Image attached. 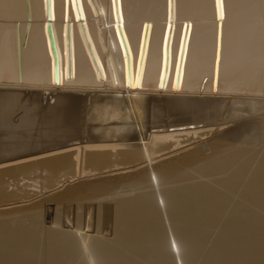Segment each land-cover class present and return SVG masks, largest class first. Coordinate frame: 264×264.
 I'll return each instance as SVG.
<instances>
[{"label":"bare ground","instance_id":"6f19581e","mask_svg":"<svg viewBox=\"0 0 264 264\" xmlns=\"http://www.w3.org/2000/svg\"><path fill=\"white\" fill-rule=\"evenodd\" d=\"M50 4L0 0V264H264V0Z\"/></svg>","mask_w":264,"mask_h":264},{"label":"rangeland","instance_id":"374dc122","mask_svg":"<svg viewBox=\"0 0 264 264\" xmlns=\"http://www.w3.org/2000/svg\"><path fill=\"white\" fill-rule=\"evenodd\" d=\"M24 97V98H23ZM32 96H28V95H26V96H22V97H20V100H22L25 104H28V105H31V106H33V103H35V102H37L36 100H33V98H31ZM83 100V102L82 101H80V103L78 104V105H76V108H78V109H76L77 111H78V113H77V111H75L76 112V115H77V120H76V123H75V125L77 126V130H79L80 131V128L82 129L84 126H86L87 125V127L89 126L88 124V117H86V111H87V105H89L90 103L89 102H87V100L85 99V98H82ZM30 101V102H29ZM54 101V99H46L45 101H42V102H40V106H42V107H47V106H49L50 104H52V102ZM88 103V104H87ZM18 112H19V110L17 109L16 110V112L12 115L13 117H12V120H13V122L14 123H16V122H18L17 121V119H18V117H19V114H18ZM38 113V114H37ZM80 113V114H79ZM34 114H35V116H36V119H37V122H36V124H35V126H34V129H33V132H34V134L37 136V134H39V130H37V129H40V127L42 126V122L41 121H43V118H42V115H41V112L39 111V110H35V112H34ZM40 114V115H39ZM78 115H81V117L79 116L78 117ZM16 119V120H15ZM41 120V121H40ZM113 121V120H112ZM41 122V123H40ZM78 122V123H77ZM109 122V121H108ZM82 123H83V125H82ZM100 123V122H99ZM38 124H40V125H38ZM81 124V125H80ZM97 124V123H96ZM106 124V123H105ZM80 125V126H79ZM3 131V133L2 132H0V139L2 138V137H6V135L5 134H7V132H6V129L5 128H3V127H1L0 126V131ZM16 130H20V131H22L23 129L22 128H18V127H16ZM2 133V134H1ZM2 136V137H1ZM4 137V138H5ZM81 137H83V134H82V136ZM86 138H83V140H85ZM44 142V141H43ZM43 145V144H42ZM29 193L32 195V197H36L37 195H38V198H37V200H39V199H45V197H47V196H49L48 195V192H45V193H37L36 192V190H33V189H29ZM33 199H31V201H32Z\"/></svg>","mask_w":264,"mask_h":264},{"label":"water","instance_id":"95a60500","mask_svg":"<svg viewBox=\"0 0 264 264\" xmlns=\"http://www.w3.org/2000/svg\"><path fill=\"white\" fill-rule=\"evenodd\" d=\"M47 17L50 18L51 17V4H50V0H47ZM48 30H49V35L51 36V41H52V47H53V52L55 53V57H56V61L58 59V52L56 51L55 48V40H54V36H53V31H52V24L49 22L48 23ZM56 79L58 80V75H59V69L57 68V63H56Z\"/></svg>","mask_w":264,"mask_h":264}]
</instances>
